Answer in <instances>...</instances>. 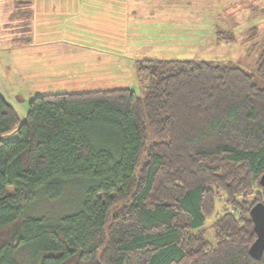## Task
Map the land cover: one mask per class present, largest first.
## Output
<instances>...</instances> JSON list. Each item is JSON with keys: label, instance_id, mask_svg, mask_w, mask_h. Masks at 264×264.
Masks as SVG:
<instances>
[{"label": "trees", "instance_id": "obj_1", "mask_svg": "<svg viewBox=\"0 0 264 264\" xmlns=\"http://www.w3.org/2000/svg\"><path fill=\"white\" fill-rule=\"evenodd\" d=\"M23 3L13 13L26 23ZM250 32L247 49L256 45ZM255 62L249 71L143 57L140 94H36L24 119L0 92V264H264V251L248 252L249 209L264 200V83L255 81L264 80V35ZM68 183L78 193L72 211L55 221L26 213ZM219 192L231 210L212 221L208 239Z\"/></svg>", "mask_w": 264, "mask_h": 264}, {"label": "rangeland", "instance_id": "obj_2", "mask_svg": "<svg viewBox=\"0 0 264 264\" xmlns=\"http://www.w3.org/2000/svg\"><path fill=\"white\" fill-rule=\"evenodd\" d=\"M12 1L0 0V92L21 119L36 94L116 87L140 94L144 85L136 63L143 57L231 62L254 71L264 35V0H74L67 6L70 13L58 7L49 15L52 20L36 15V25L32 15L26 23L15 15ZM30 6V1L22 5ZM30 25V44L17 46L25 44ZM252 27L256 45L247 49L250 40L245 37ZM217 30L236 38L218 39ZM255 81L264 83L257 77ZM224 199L221 193L205 218L208 239L212 221L231 210ZM77 200L75 187L68 183L58 198L38 195L25 211L55 221L72 211Z\"/></svg>", "mask_w": 264, "mask_h": 264}, {"label": "water", "instance_id": "obj_3", "mask_svg": "<svg viewBox=\"0 0 264 264\" xmlns=\"http://www.w3.org/2000/svg\"><path fill=\"white\" fill-rule=\"evenodd\" d=\"M259 183L264 187V172L259 177ZM255 238L248 248L249 254L258 259L264 251V201L255 202L249 209Z\"/></svg>", "mask_w": 264, "mask_h": 264}, {"label": "crops", "instance_id": "obj_4", "mask_svg": "<svg viewBox=\"0 0 264 264\" xmlns=\"http://www.w3.org/2000/svg\"><path fill=\"white\" fill-rule=\"evenodd\" d=\"M3 1H12V0H3ZM16 1H22V0H16ZM27 1L31 2L30 7L32 8L31 9L32 10V25H36L35 22H38L39 17L35 18L36 15L46 14L44 19L48 18V20H52V18H50L49 15H52L55 12L56 8L62 7V8H65L69 12V9L67 6L72 5L74 3V0H27ZM11 8L13 9V6ZM28 28H29V35L28 36L30 37L31 25ZM28 43L30 44V40L28 42H25V44H23V45H17V46L22 47ZM0 91L2 93H4L1 86H0Z\"/></svg>", "mask_w": 264, "mask_h": 264}]
</instances>
